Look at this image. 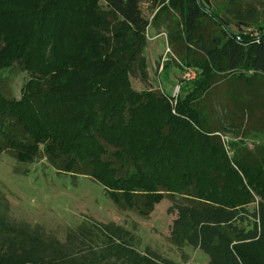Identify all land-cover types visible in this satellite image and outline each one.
Returning <instances> with one entry per match:
<instances>
[{
    "label": "trees",
    "instance_id": "obj_1",
    "mask_svg": "<svg viewBox=\"0 0 264 264\" xmlns=\"http://www.w3.org/2000/svg\"><path fill=\"white\" fill-rule=\"evenodd\" d=\"M141 2L0 0V85L15 68L31 77L20 101L0 91V156L46 158L58 172L94 179L117 206L143 217L165 198L179 200L182 231L198 236L212 262L264 264V159L236 151L231 158L221 132L228 113L205 102L223 83L235 92L264 79V28L235 31L209 0H152L178 17L187 53H200L186 62L198 78L176 99L138 93L131 75L137 69L147 79L150 27ZM257 200L249 231L199 220L220 212L242 225Z\"/></svg>",
    "mask_w": 264,
    "mask_h": 264
},
{
    "label": "rangeland",
    "instance_id": "obj_2",
    "mask_svg": "<svg viewBox=\"0 0 264 264\" xmlns=\"http://www.w3.org/2000/svg\"><path fill=\"white\" fill-rule=\"evenodd\" d=\"M209 2L210 9L237 32L256 34L264 28V0ZM141 10L150 22L143 52L147 79L142 80L135 69L132 87L138 93L154 90L174 99L185 96L181 89L198 78L196 69L186 62L200 59V53L190 47L188 54L186 45L177 41L181 29L173 13L159 12L152 0H142ZM206 22L211 29L212 22ZM5 76L0 91L20 101L28 93L31 77L19 68ZM256 79L251 85L241 84L235 92L223 83L206 96L205 102L215 105L217 115L228 113L221 132L231 158L236 151L264 159V79ZM259 202L247 207L249 219L242 225L233 214L220 212L199 220L211 227L239 226L249 231ZM181 205L179 200L165 198L150 216L143 217L117 206L106 188L92 178L58 172L46 158L24 164L3 154L0 264H222L217 258L212 262L196 234L188 240L191 233L182 231L186 223L177 209ZM233 259L234 264H244L239 257Z\"/></svg>",
    "mask_w": 264,
    "mask_h": 264
},
{
    "label": "built area",
    "instance_id": "obj_3",
    "mask_svg": "<svg viewBox=\"0 0 264 264\" xmlns=\"http://www.w3.org/2000/svg\"><path fill=\"white\" fill-rule=\"evenodd\" d=\"M188 76H189V75H187V77H188ZM185 79H188V78H185ZM179 89H180V86H178V87L176 88L175 94L178 93ZM175 94H174V96H175Z\"/></svg>",
    "mask_w": 264,
    "mask_h": 264
},
{
    "label": "crops",
    "instance_id": "obj_4",
    "mask_svg": "<svg viewBox=\"0 0 264 264\" xmlns=\"http://www.w3.org/2000/svg\"><path fill=\"white\" fill-rule=\"evenodd\" d=\"M161 35H163V34H161ZM161 35H160V36H161ZM160 36H157V37H160Z\"/></svg>",
    "mask_w": 264,
    "mask_h": 264
}]
</instances>
